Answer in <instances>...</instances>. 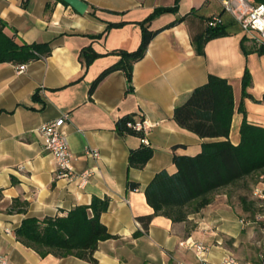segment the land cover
Here are the masks:
<instances>
[{
    "label": "crops",
    "instance_id": "crops-1",
    "mask_svg": "<svg viewBox=\"0 0 264 264\" xmlns=\"http://www.w3.org/2000/svg\"><path fill=\"white\" fill-rule=\"evenodd\" d=\"M84 1L88 8L78 13L61 0H0V26L7 35L51 47L49 55L26 62L20 73L17 63H0V254L8 264H93L76 256L41 257L17 240L14 230L26 216L62 215L97 196L109 198L100 220L114 238L99 242L94 264H197L194 251L183 243L189 237L209 247V260H221L231 253L228 243L236 245L255 233L254 224H242L240 204L231 200L230 187L216 191L210 204L185 221L154 215L144 229L139 217L153 213L144 190L155 173L175 172L174 155H194L203 142L213 140L182 128L173 118L175 107L210 74L232 85L233 144L240 140L244 114L248 122L264 126V53L255 51L260 44L224 11L221 0ZM175 2V11L148 22L157 32L133 64L130 86L124 72L115 70L90 93L92 81L119 59L111 51L136 49L141 22L155 8ZM215 14H221L229 34L202 42L207 21ZM115 22L124 24L107 28ZM89 45L101 56L86 66L80 52ZM245 69L251 76L250 96L242 94ZM64 113L69 114L63 130L74 170L90 171L83 186L56 177L53 157L38 133L42 124ZM130 113L151 123L145 137L153 154L142 168L128 164L130 150L140 146L141 137L115 129L116 121ZM87 148L96 149L98 156L88 155ZM14 200L25 202L24 212L12 208ZM248 255L254 263L241 260L256 264V254Z\"/></svg>",
    "mask_w": 264,
    "mask_h": 264
},
{
    "label": "trees",
    "instance_id": "trees-1",
    "mask_svg": "<svg viewBox=\"0 0 264 264\" xmlns=\"http://www.w3.org/2000/svg\"><path fill=\"white\" fill-rule=\"evenodd\" d=\"M257 2L264 3V0ZM176 3L172 7L155 8L141 22V40L136 49L111 51L119 59L104 68L92 81L90 93L106 75L115 70L124 72L130 86L133 64L143 57L148 43L157 32L148 28V22L162 12L175 11ZM208 21L202 42L229 34L223 22L210 27ZM123 24L108 23L107 28ZM244 41L242 38V45ZM255 51L264 53V43L256 47ZM50 52L48 43L17 42L0 26V63H26L47 56ZM100 56L90 45L83 47L80 52L86 66ZM250 82V73L245 69L242 76V94L245 96H250L247 93ZM233 113L232 85L225 78L213 74L208 76L206 83L194 88L182 104L175 107L173 118L179 126L201 138L213 140L203 142L200 151L194 155H174L175 172L169 173L163 169L155 173L144 190L146 201L153 209L152 214L139 217L144 229L148 228L154 215L166 216L174 222L185 221L190 213L198 212L210 204L219 189L237 187L241 181L264 173V126L248 122L244 114L239 129L240 140L233 144L229 138ZM137 120L141 119H136L134 113L124 115L116 121L115 129L121 135H137L142 139L143 132L132 127ZM152 154V148L142 142L139 147L130 150L128 164L130 167L142 168ZM129 186L134 188L136 183L131 182ZM240 203L245 210L249 209L250 204L255 205L253 200L247 201L246 197H240ZM108 205V197L93 196L89 204L76 205L62 215L42 218L26 216L14 234L17 240L41 257L49 254L56 257L76 256L94 264L97 261L94 252L99 242L114 238L100 220ZM24 206L25 202L18 200L12 203V208L17 212H24ZM255 212L256 209H251L252 214Z\"/></svg>",
    "mask_w": 264,
    "mask_h": 264
},
{
    "label": "built area",
    "instance_id": "built-area-1",
    "mask_svg": "<svg viewBox=\"0 0 264 264\" xmlns=\"http://www.w3.org/2000/svg\"><path fill=\"white\" fill-rule=\"evenodd\" d=\"M224 11L229 13L240 29L244 31L248 37L257 41L259 44L264 43V3L255 0H221ZM222 23L220 15H212L208 21L210 27ZM26 63L16 65L18 73L23 72ZM69 118L68 113H64L56 119L42 124L38 128L43 147L52 155L55 163V175L57 178H66L68 181H77L83 186L87 183L90 171L85 170L77 173L72 164V154L69 150L68 139L63 126ZM128 125H131L130 123ZM151 123L146 119L137 120L132 127L143 132L142 142L148 143L145 134L150 128ZM88 155L97 157L96 149L87 148ZM252 183L251 199L254 201L256 212L252 221L241 219L242 224L257 225L261 237L256 241L258 248L256 253V264H264V173H258ZM188 248L192 249L197 257V264H252L242 261L235 257L232 253H226L221 260L213 261L207 258L209 247L202 241H196L187 238L183 242ZM0 264H8L4 255L0 254Z\"/></svg>",
    "mask_w": 264,
    "mask_h": 264
},
{
    "label": "rangeland",
    "instance_id": "rangeland-1",
    "mask_svg": "<svg viewBox=\"0 0 264 264\" xmlns=\"http://www.w3.org/2000/svg\"><path fill=\"white\" fill-rule=\"evenodd\" d=\"M253 178L254 177H250V179H245L244 181H241L237 187H230L227 189L228 191H232L234 193V195L231 197V200H235L240 204V217L244 220L250 221L254 219V214L251 213V209H255V205L250 204L248 206L249 209L245 210V207L240 203V197H246L247 201H252L251 189L253 185V180H255ZM254 226V237L247 239L245 236H243L240 238V241L236 243V245H231L230 243H228L231 253L235 257H237L238 259L240 258V260L244 259L250 261L252 263H254V260L249 258L248 253L251 255H255L257 253L258 248L256 246V241H258L261 237V233L257 225L254 224ZM242 233L245 235L246 231L244 230L242 231Z\"/></svg>",
    "mask_w": 264,
    "mask_h": 264
},
{
    "label": "water",
    "instance_id": "water-1",
    "mask_svg": "<svg viewBox=\"0 0 264 264\" xmlns=\"http://www.w3.org/2000/svg\"><path fill=\"white\" fill-rule=\"evenodd\" d=\"M62 1L67 3L78 13H84L88 8V5L84 0H62Z\"/></svg>",
    "mask_w": 264,
    "mask_h": 264
}]
</instances>
